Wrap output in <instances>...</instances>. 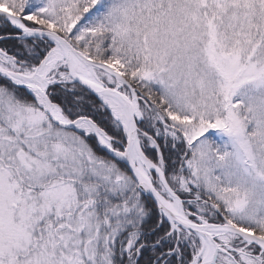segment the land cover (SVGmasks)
Returning <instances> with one entry per match:
<instances>
[{
	"label": "snow or ice",
	"instance_id": "snow-or-ice-1",
	"mask_svg": "<svg viewBox=\"0 0 264 264\" xmlns=\"http://www.w3.org/2000/svg\"><path fill=\"white\" fill-rule=\"evenodd\" d=\"M0 264H264V0H0Z\"/></svg>",
	"mask_w": 264,
	"mask_h": 264
}]
</instances>
